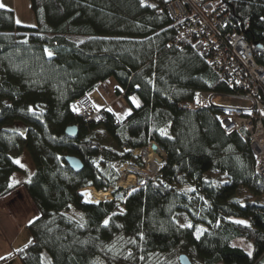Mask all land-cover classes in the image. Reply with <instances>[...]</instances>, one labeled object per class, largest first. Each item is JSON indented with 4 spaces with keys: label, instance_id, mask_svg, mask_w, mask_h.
Returning a JSON list of instances; mask_svg holds the SVG:
<instances>
[{
    "label": "trees",
    "instance_id": "obj_1",
    "mask_svg": "<svg viewBox=\"0 0 264 264\" xmlns=\"http://www.w3.org/2000/svg\"><path fill=\"white\" fill-rule=\"evenodd\" d=\"M30 1L34 27L0 9V197L22 170L16 155L26 151L35 167L23 186L38 216L27 225L32 243L16 251L21 263L41 264L43 257L44 264H180L185 254L191 264H264V179L253 173L250 147L239 134H226L212 111L179 107L196 90L233 87L172 19L169 0H145L155 7L139 0ZM211 1L227 13L221 31L244 38L264 64V0H201ZM110 77L130 106L120 124L109 114L88 123L70 110ZM70 125L78 129L74 138L65 134ZM150 142L164 153L157 175L128 194L117 187L110 200H83L84 188L106 199L101 189L114 184L96 160L104 168L114 161L141 165L132 150ZM66 156L79 158L82 169L71 170ZM70 205L83 222L63 213ZM189 222L191 228L181 227Z\"/></svg>",
    "mask_w": 264,
    "mask_h": 264
},
{
    "label": "built area",
    "instance_id": "obj_2",
    "mask_svg": "<svg viewBox=\"0 0 264 264\" xmlns=\"http://www.w3.org/2000/svg\"><path fill=\"white\" fill-rule=\"evenodd\" d=\"M166 7L172 19L179 21L183 29L198 40L200 53L213 66L220 79L227 80L233 87V90L226 92L196 90L192 99L180 102L179 107L184 110L205 108L212 111L226 134L235 132L248 144L254 157L253 173L264 179V64L257 61L251 45L244 38L236 32L221 31L219 26L225 21L227 13L220 2L169 0ZM106 82L74 99L70 103V110L88 123H103L109 114L116 125L120 124L122 119H117L116 114L123 118L126 115L123 111H116L107 100L105 90L109 87ZM117 89L119 93L116 92ZM111 93L113 100L124 99L119 85L111 87ZM73 105L79 109L78 112L72 110ZM152 143L132 150L146 164L145 168L121 161L113 163L115 166H128L127 172L135 175L136 181L128 185L130 190L145 185L162 166V151L158 150L156 157L149 158ZM128 173L121 168L118 180H127ZM136 176L139 177L138 180ZM118 183L117 181L116 186H120Z\"/></svg>",
    "mask_w": 264,
    "mask_h": 264
},
{
    "label": "rangeland",
    "instance_id": "obj_3",
    "mask_svg": "<svg viewBox=\"0 0 264 264\" xmlns=\"http://www.w3.org/2000/svg\"><path fill=\"white\" fill-rule=\"evenodd\" d=\"M0 3H3L6 6V8L11 9L13 11L15 22H16L17 19H19L21 21V23L19 25L29 26V27H34L36 25V18H35V14H34L32 8H31V1L30 0H0ZM106 83H107V85L109 87L108 89L105 90L106 98L111 103V105L113 106V108L116 111H123V112H125L126 109L127 110L129 109V111H130V106H129V104L126 103V101L124 99L121 100V101L119 99L113 100V95L111 93V87L113 86V84L110 81H108V80H107ZM214 101H219V100L214 99ZM97 133H99V132L97 131ZM103 141H105V143H106L107 146L114 147V144L109 139H107L106 137L103 138ZM17 160L20 163L19 164L16 163V162L15 163L17 165H19L22 170L13 173L10 176V183H12V185L15 184V183H22V184L26 183L30 179L31 175L35 171L34 164H33L32 160H31L29 154L26 151H23L22 153L16 155L14 157V161H17ZM121 163H124V162H121ZM127 163L129 165L141 166L143 168H145V166H146V164L143 161H142V164L141 165L140 164H133L130 161H128ZM95 164L97 165V167L101 171H103L108 177H110V179L114 180L113 187L109 188L106 191H104L103 189H101L102 192L108 193V196L106 197V199H103L101 201H98L97 203L102 202V201H107V200L111 199V197H112V191L116 187H121L123 189H126L127 191L130 190V188L128 187V185L131 184V183H134L133 180H132V178H131V176H133L134 174L132 172H129V173L127 172L128 166L126 167L125 165H122L120 167V166L113 165V163H110L109 166H107L106 168H104V167H102V166H100L98 164V161L97 160L95 161ZM121 168H123L124 169V172L126 174L128 173L129 175L126 176V178L128 177L127 180L123 179V181L121 182V185L120 186H116V182L117 181L119 182V180H118L119 179V177H118L119 176L118 175V171ZM160 168H159V170H160ZM155 173L158 174L159 171L158 172H155ZM157 174H155V175H157ZM136 178L138 180L139 177L136 176ZM13 188L14 187H12V189ZM89 188H92V187H89ZM82 193H83V191H82ZM82 197H83V195H82ZM97 203H93V204H97ZM119 210H121V208H119ZM63 213L65 215H67L68 217H70L71 219L76 220L78 222H83L84 221V214L80 210H77L72 205H70L68 208L64 209L63 210ZM240 241L241 240H239V242H238L239 244L244 243V242H240ZM245 247H246L245 248L246 251L251 252L252 246H251V243L250 242H246ZM6 260H7V262L8 261L9 262L8 263H5V264H22L21 261H20V259L18 257H16V256L11 257V258H7ZM100 264H104V263L101 262Z\"/></svg>",
    "mask_w": 264,
    "mask_h": 264
},
{
    "label": "crops",
    "instance_id": "obj_4",
    "mask_svg": "<svg viewBox=\"0 0 264 264\" xmlns=\"http://www.w3.org/2000/svg\"><path fill=\"white\" fill-rule=\"evenodd\" d=\"M107 80L114 87L118 85L113 77ZM12 187L14 190L0 197V256L5 257L1 264L8 263L7 258L18 257L16 251L30 239L27 225L38 216V209L23 184L15 183Z\"/></svg>",
    "mask_w": 264,
    "mask_h": 264
},
{
    "label": "snow or ice",
    "instance_id": "obj_5",
    "mask_svg": "<svg viewBox=\"0 0 264 264\" xmlns=\"http://www.w3.org/2000/svg\"><path fill=\"white\" fill-rule=\"evenodd\" d=\"M139 3H140V6H141V7H145V6H148V7H155V5H146L145 0H139ZM5 8H6V6H5L3 3H0V9H5ZM16 23H17V24H20L21 21H20L19 19H17V20H16ZM45 52H46V54H47L49 57L52 56V53H51L50 51H48L47 49H45ZM137 87H139V86H137ZM129 99L132 101L133 104H135L136 107H139V106H140L139 101H138L135 97H129ZM72 110H73L74 112H78V111H79V109H78L75 105L72 106ZM97 110H99V109L97 108ZM28 111H29V112H33L34 109L30 106V107L28 108ZM108 111L111 112L112 110H111V109H108ZM116 115H117V119H123V116H122V115H120V114H116ZM124 115H130V111H127V110H126L125 113H124ZM97 119H99V117H97ZM160 134H161L162 136H164V135H167V132H166V130L161 129V130H160ZM57 159H59V157H57ZM15 162L18 163V164L20 163L18 160L15 161ZM72 163H73V165H76V162H75V161H72ZM14 182H15V181H14ZM8 186H9V187H12L13 185H12V183H10ZM133 191H135V189H133ZM192 191H194V189H192ZM81 195H83V196H90L89 193H82ZM29 223L31 224L32 221H29ZM108 223H109V220H108V219H105V220L103 221V224H104L105 227L108 225ZM235 223H238V224H245L246 222H245V221H235ZM81 226H83V225H81ZM181 227H183V228H191V227H192V224H191L190 222H189V223H185V224L181 225ZM202 232H203V229L197 227V229H196V233H195L197 239H199V236H200V234H201ZM31 243H32V241H28V244H31ZM28 244H26L25 247H27ZM21 251H22V249H21ZM249 255H251V253H249ZM2 259H5V257L0 256V260H2ZM41 264H44V258H43V257H41Z\"/></svg>",
    "mask_w": 264,
    "mask_h": 264
},
{
    "label": "water",
    "instance_id": "obj_6",
    "mask_svg": "<svg viewBox=\"0 0 264 264\" xmlns=\"http://www.w3.org/2000/svg\"><path fill=\"white\" fill-rule=\"evenodd\" d=\"M77 127L75 125H70L65 129V134L70 137V138H74L77 135ZM157 145L155 143L151 144V149L152 150H156L157 149ZM65 161L68 164V166L70 167L71 170H73L74 172H78L82 169L83 167V163L81 162V160L75 156H66L65 157ZM72 161L76 162V165H73ZM178 260L180 264H191L190 260L188 259V257L185 254H180L178 256Z\"/></svg>",
    "mask_w": 264,
    "mask_h": 264
},
{
    "label": "bare ground",
    "instance_id": "obj_7",
    "mask_svg": "<svg viewBox=\"0 0 264 264\" xmlns=\"http://www.w3.org/2000/svg\"><path fill=\"white\" fill-rule=\"evenodd\" d=\"M158 150H160L158 147L155 151L151 149L150 154H149V158L153 159V157H156V155H158ZM131 178H132L133 182H135V180H134L135 175L131 176ZM118 184L121 185V181H119ZM83 193H89L90 194V196H83V200L88 202V203H97L98 201H101L104 199V195L102 193L101 194L98 193L94 188H89V187L85 188V189H83Z\"/></svg>",
    "mask_w": 264,
    "mask_h": 264
},
{
    "label": "clouds",
    "instance_id": "obj_8",
    "mask_svg": "<svg viewBox=\"0 0 264 264\" xmlns=\"http://www.w3.org/2000/svg\"><path fill=\"white\" fill-rule=\"evenodd\" d=\"M98 85H99V84H98ZM92 90H93V89H92ZM92 90H91V91H92ZM91 91H90V92H91ZM87 93H88V92H87ZM75 115H76V114H75ZM116 188H117V187H116ZM111 198H112V197H111ZM109 200H110V199H109ZM102 202H103V201H102Z\"/></svg>",
    "mask_w": 264,
    "mask_h": 264
}]
</instances>
